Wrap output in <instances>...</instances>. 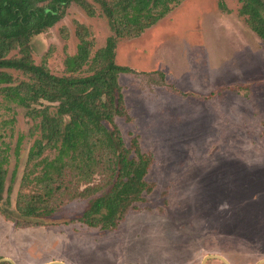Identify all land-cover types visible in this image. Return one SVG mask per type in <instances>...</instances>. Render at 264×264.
<instances>
[{"label":"rangeland","instance_id":"obj_1","mask_svg":"<svg viewBox=\"0 0 264 264\" xmlns=\"http://www.w3.org/2000/svg\"><path fill=\"white\" fill-rule=\"evenodd\" d=\"M87 2L94 16L73 2L32 37L36 64L70 74L65 59L77 52L78 25L87 28L92 56L114 36L100 5ZM221 2L181 0L139 36L117 40L115 62L133 72L119 76L127 113L115 121L128 147L138 137L152 155L146 179L154 188L114 230L80 221L88 198L74 195L70 175L55 198L44 196L43 215L20 214L23 195L44 194L59 183L57 173L40 180L44 168L37 165L56 152L49 148L29 159L35 121L0 93V145L10 146L3 207L11 214L0 212V258L15 264H201L213 255L205 264H264V43L239 13L240 0H223L228 10ZM84 68L75 74H89ZM10 72L12 85L29 80Z\"/></svg>","mask_w":264,"mask_h":264},{"label":"trees","instance_id":"obj_2","mask_svg":"<svg viewBox=\"0 0 264 264\" xmlns=\"http://www.w3.org/2000/svg\"><path fill=\"white\" fill-rule=\"evenodd\" d=\"M94 1L100 5L114 36L108 37L105 46L92 56L93 43L86 38L87 28L78 25L77 52L65 59L70 74L59 76L44 64L34 62L32 37L59 21L61 9L64 12L73 2L80 4L90 16L96 14V9L87 0H0V93L8 102L25 108L35 121L31 134L38 133V137L30 148L29 159L36 160L49 148L56 152L53 159L45 164L41 159L37 165L44 168L40 180H51L50 174L57 173L59 183L55 187L47 186L44 194L23 195L20 214L43 215L48 211L43 206L44 196L48 200L55 198L63 187V178L70 175L77 186L74 195L88 198L80 221L89 227L114 230L128 211L154 188L146 179L152 155L142 151L138 137L132 138L128 147L115 121L116 116L127 113L119 76L133 72L130 67L115 62L117 40L139 36L181 0ZM240 1L239 13L264 43V0ZM220 6L228 10L223 0ZM86 65L89 74H75L82 73ZM10 70L23 72L29 80L12 85L14 78ZM52 105L55 110H51ZM23 138L21 135L16 144L17 154ZM9 151L8 144L0 145V212L8 219L11 214L3 204ZM95 175L100 177V182H95ZM105 187L108 188L99 193Z\"/></svg>","mask_w":264,"mask_h":264},{"label":"water","instance_id":"obj_3","mask_svg":"<svg viewBox=\"0 0 264 264\" xmlns=\"http://www.w3.org/2000/svg\"><path fill=\"white\" fill-rule=\"evenodd\" d=\"M211 257H214L213 255H208L204 258V260L202 261L201 264H205L207 262V260ZM4 261H8L10 262L11 264H15L11 259L9 258H0V262H4ZM47 264H64L63 262H58V261H54V262H51V263H47Z\"/></svg>","mask_w":264,"mask_h":264}]
</instances>
